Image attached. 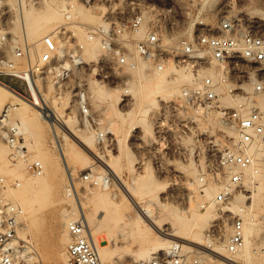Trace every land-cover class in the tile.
<instances>
[{
	"label": "built area",
	"instance_id": "obj_1",
	"mask_svg": "<svg viewBox=\"0 0 264 264\" xmlns=\"http://www.w3.org/2000/svg\"><path fill=\"white\" fill-rule=\"evenodd\" d=\"M170 13V10L152 8L131 18L107 14L98 26H84L87 39L99 42L100 56L97 62L79 63V70L90 72L78 81L71 67L76 65L75 59L82 54L84 44L78 40L75 31L60 34L61 48L53 35L44 36L41 39L43 50L34 58L32 45L11 40L6 22L2 23L0 75L22 81L30 101L43 112L44 103L37 95L39 93L43 98L40 84L49 79L55 81L59 94L70 92L74 95L72 104L80 119L93 125L96 115L89 90L90 79L107 85L123 83L127 79L123 75L125 70L135 68L141 61L149 63L157 73L168 69L183 70L191 80L183 86L177 102L165 103L161 111L162 125H167L158 129L160 150L162 154H168L173 150V140L189 137L188 119L180 120L181 127L173 129L170 116L177 108L216 112L226 126L235 129L237 138L220 151L215 162L208 164L207 173L200 179L202 185H207L209 179L219 185L214 202L223 207L230 203L236 192L248 197L245 172L255 168L251 152L255 148H262L261 170L264 172V34L245 16L227 14L218 17L215 23L197 17L193 32L173 41L179 30H176ZM6 46L11 51L10 56L4 55ZM21 59L26 60V68H20L18 61ZM227 97L231 104L225 103ZM128 104L129 96H123L122 107ZM10 114V107L0 114V140L9 146L11 161L17 162L27 158L28 149L23 143L20 122L12 120ZM29 170L41 175L44 165L35 160L29 164ZM84 179L97 185L89 173ZM7 187L2 179L1 189ZM21 212L18 205L0 206V264H29L20 254L24 244L17 236ZM223 215L228 217L231 228L224 252H217L212 246H199L189 252L176 243L171 247V253L135 264H215L217 261L240 264L237 255L245 245V220L240 214L224 212ZM67 229L71 236L68 264H121L102 261L90 227L82 217L69 221ZM218 233L219 228L214 223L207 235L214 241Z\"/></svg>",
	"mask_w": 264,
	"mask_h": 264
},
{
	"label": "rangeland",
	"instance_id": "obj_2",
	"mask_svg": "<svg viewBox=\"0 0 264 264\" xmlns=\"http://www.w3.org/2000/svg\"><path fill=\"white\" fill-rule=\"evenodd\" d=\"M2 1L4 0H0V26L2 23L6 22L12 40H15L14 36H18L15 37L18 38L15 41L22 43V45L27 43L24 38L22 27L23 9L21 8L20 1L12 0L9 6L4 5V3L2 4ZM45 1L46 0H27L28 6H26L25 9L28 8L29 12L37 14L41 12L43 14L47 13ZM51 1H54V6L58 8L63 0ZM231 1L233 0H76V3L82 6V11L84 13L98 16L102 22L107 14L115 17L131 18L140 11L146 9L160 8L168 11L170 10L175 28L180 31L178 33L179 36L186 34L185 31L188 30V27H192L191 30L193 31V24L191 23H193L197 17L205 20L207 23H215L218 17L227 14L245 16L254 23V26L259 32L264 34V19H262L264 15V0H234V6L230 4ZM103 8H105L106 11H103ZM260 17L262 18L260 19ZM98 25L99 23L86 19L84 16L67 14L63 20L52 25L49 30H51L50 32L53 33L56 38L61 40V30L62 32L76 31L75 33L78 40L84 41L85 43L84 53L86 47L91 48L96 45L99 49V45L98 42L86 41L85 32L82 29L84 26L96 27ZM142 34L143 31L141 32V35ZM46 35L50 34H45L44 36ZM29 44L32 45L31 42H29ZM59 46L60 48L62 47V45ZM3 51L5 52V56L11 55L8 46H6ZM83 53L77 59L78 63L95 62L100 55L98 51L95 58L85 59ZM18 64L22 69L27 66L26 60L23 59L19 60ZM89 72L90 70L81 71L79 68L74 69L77 81L78 79H83L84 75L86 77V74ZM149 74L152 79L155 78L156 72L151 71V66L149 70H147L148 77H150ZM123 75L127 77L126 81L123 83L119 82L117 84L107 85L95 79H90L88 82L90 95L92 97L93 112L96 115V124L89 125H91L96 131V134H98L97 144L103 152V157L101 158H97L90 150L83 148L84 150L82 151L85 153L84 156L86 159L85 165H80V162L77 163L75 161L65 163L55 145L50 126L42 119L43 113L34 110L33 116H31L29 126L32 134H23V143L28 149L27 158L30 159L31 156H34V159L40 160L44 165V173L47 172V159L53 163H58V161L61 163V167L59 166L55 171L56 177L51 184V195L43 213L40 232L37 234L33 229H30L28 233V238L35 245L39 255V259L36 260V263L68 264L67 250L71 238L70 236H66L65 233L68 229L67 225L63 224V220L70 214L72 208L66 198V188L70 186L67 176V166L76 173L75 181L80 186L79 197L81 201L85 202L89 213L96 212L95 210H97L98 215L103 208L101 206L95 207L93 203H91V193L88 190L89 187L96 188L97 185H93L92 182L84 179L85 174L89 173L92 175L90 173L91 169L98 176L109 178V182L105 183L106 189L104 190L107 199L115 195L114 192H111L115 187L141 184L142 180L140 177H145L150 171L155 182V191L160 190L162 197L161 202L171 207H177L179 212L180 210L187 211L186 208L189 206V203L195 200L199 188L206 187L210 184H216L209 179L207 185H202L200 184V179L207 173L206 168L208 164L212 161H216L220 151L232 143V139L236 137V134H229V132L223 128L226 127L224 126L225 124H223L222 127V124L216 123L217 121H221L218 115H216V112L203 113L205 110L197 108H177V111L172 112L170 116L174 122L173 129L177 130L179 126L181 127L180 120L188 119L187 126L189 129V137L185 140H173V150L168 154H162L160 150L161 141L158 138V129L167 124L165 123L162 125L164 119L161 116L163 113L161 111L165 103L177 102L181 90L176 87H164L159 89L146 80L143 81V90L139 85L131 88L129 82L132 78L135 79V75L131 74L127 69ZM144 77L145 76H141L140 78L145 79ZM0 81L4 84H9L10 87L12 85L13 89L28 96L26 86L22 81L2 75H0ZM42 88L46 91L44 92L45 94L50 91L55 96L57 95V97H69V104L65 107V113H67L69 117L75 119V122L72 123L74 126L86 127L85 123L87 122H83L80 119L78 110L74 108L72 104L74 101V95L72 93L65 92L63 95L59 94L56 83L50 79L43 84ZM91 88H101L105 94H114L117 92L125 94L124 96H129V104L128 106L122 107L121 99L116 107L107 101L105 95L100 101L96 100L93 97ZM154 98H157L159 103L152 107L150 101ZM8 104H13L18 108L22 107V104L14 101L13 97L0 93V105L3 106L0 108V114ZM201 113H203V116ZM12 119L21 122V117L14 111L12 113ZM65 129L70 133L67 125H65ZM223 134L225 135L224 137L221 136ZM0 145L7 146V153L0 159V206H4L11 201V199H9L11 198L9 192H13L18 196L19 191L24 188L25 183L21 178V174L24 172L23 167L27 169L26 166L33 160H29L27 163L24 161L11 163V151L9 146L4 140L0 141ZM157 165L159 167H157ZM29 172L34 174L31 171ZM135 174L141 176H135ZM245 175L247 176L246 179L250 181V183H245V185L251 197L252 189L255 188L254 181L257 178H252L250 172L249 174L245 172ZM93 178L96 180L95 176ZM2 179L8 184L7 188L1 189ZM17 182L19 183L18 185L16 184ZM171 187L172 189L175 188L171 190ZM107 190H110V192ZM195 191L197 192L195 193ZM199 194L201 195V192ZM13 202L22 209L19 218L20 224L22 225L23 223L28 225L30 221L29 216H32L34 210L24 209L19 200ZM245 203H247L248 206L254 204L255 210H258V203L253 202L251 198H246L244 202L238 205L243 206ZM207 204H209V202H207ZM98 209H100V211ZM205 210V208H201L202 212H205ZM221 212H233L234 214H238L235 211L229 210V208ZM155 214L160 216V220L164 223L167 222L168 217L162 208L156 207ZM225 219L228 221V217H225ZM227 223H229V221ZM227 223L225 222V224ZM164 227L168 228L169 226L164 225ZM208 230L209 229L206 230V233ZM20 240L23 241L21 238ZM179 243L182 245L181 242ZM123 244L124 242L122 240H116L115 238L111 239V245L115 249H121ZM197 246H208V244L203 243ZM197 246L194 248H198ZM139 248L140 245L135 244L133 245V252H116L115 255L120 258L123 264H135L136 262H133L131 258L136 255V251L139 250ZM55 249L64 251L63 255L57 258ZM163 254H166V251L158 252L157 256Z\"/></svg>",
	"mask_w": 264,
	"mask_h": 264
},
{
	"label": "bare ground",
	"instance_id": "obj_3",
	"mask_svg": "<svg viewBox=\"0 0 264 264\" xmlns=\"http://www.w3.org/2000/svg\"><path fill=\"white\" fill-rule=\"evenodd\" d=\"M19 1L21 8L23 9L22 27L24 31V38L25 41L32 43L34 58H36L37 55L43 50L41 44L42 37L45 34L53 35L49 29H51V26L55 25V23H59L60 20H63L67 14H72L74 16L81 15L86 17V19L95 21L96 23H102L98 16L84 13L82 11V6L76 3V0H63L58 8L54 6V1L46 0L45 8L47 13L44 14L42 12L38 14L29 12L28 8L25 9L26 6H28L27 0ZM11 2L12 0H4L1 3L9 6L11 5ZM230 4L234 6L235 1H231ZM102 10L106 11L105 8ZM261 18L262 17H260V19ZM262 19H264V15ZM191 28L192 27H188V30L185 31L187 35L193 32ZM82 30L84 31V29ZM53 36L58 45L63 44L61 39L56 38L55 35ZM15 37L18 36H14V39L17 40L18 38ZM179 37L180 36L177 32L174 38L177 41ZM86 41L91 42L88 39ZM80 42L85 44L84 41ZM98 51L99 49L96 45L91 48L86 47L85 52L83 53L82 51L83 57L85 59L95 58ZM78 58L79 56L75 59L76 65L71 67L73 72L75 68H79V63H81L77 62ZM149 68V64L144 61L139 62L135 68L128 67L127 70L131 74L135 75V79L132 78V80H130L129 86L133 88L134 86L139 85L143 90V81L146 80L150 82L151 85L159 89L164 87H176L177 89L180 88L179 90H182L183 86L187 85L191 80L189 75L183 72V70L179 69H168L163 73L156 72L155 78L152 79L150 74V77L147 75V70H149ZM151 71H153L152 67ZM141 76H145V79L140 78ZM42 87L43 85L40 84V88L43 90V98L39 93L37 95L44 103V112L39 109L33 101H30L26 94H23L10 87L9 84L7 85L6 83L4 84L0 81V93L7 94L13 97L14 101L20 102L22 104L21 108H18L13 104H8L3 109L5 110L7 107H10L11 118L13 111L21 117V122L19 123L21 133L32 134L29 126L30 119L31 116H33L34 110H38V112L40 111L43 113L42 119L44 122L50 126L55 145L65 163L69 161H75L77 163L80 162V165H85L86 159L84 156L85 153L82 151L84 150L83 148L90 150L97 158L103 157V152L97 144L98 134H96V131L91 127V125H89V123H85L86 127L84 128L81 126H74L72 123L75 122V119L69 117L68 114L65 113V107L67 104H69V97H57V95L55 96L50 91L45 94L44 92L46 91ZM91 91L93 92V97L96 100L100 101V99H102L105 95L107 101L116 107L118 106L119 101L125 95L118 92L114 94H105L101 88H91ZM157 103H159L157 98H154L150 101L152 107ZM225 103L231 104V99L229 97L225 98ZM1 107L3 106L0 105V108ZM203 113L211 112L205 111ZM203 113H201L202 116ZM216 123L220 125L222 124L221 126L223 127L224 123L222 120L220 122L217 121ZM65 125L68 126L70 133L66 131ZM223 128L229 132V134H236L234 139L237 138V132L235 129L229 126ZM234 139H232V141H234ZM251 152L255 158V168L249 169L246 172L247 174L250 172L252 178H257V181H254L255 188L252 189L251 197L250 194L247 197L243 193L236 192L233 196L234 201L233 198L231 199L233 202L231 201L227 206L218 207V205L214 202V199L217 195V192L219 191V185L217 183L216 184L218 186L216 184H210L206 187L198 189L201 192V195L199 194L200 192L198 190V193L195 191V200L189 203V206L186 208L187 211L180 210V212L177 207H171L161 202L162 197L160 190L155 191V182L150 171L147 173V175H145V177L135 174V176H141V184L138 183V185H124L122 187H115L111 190V192H114L115 195L112 198L107 199L106 195L104 194L107 178L98 176L91 169L90 173L93 175V177L95 176L97 181L96 188H88L91 193V203H93L95 207L101 206L103 209L99 215L97 210H95L96 212L89 213L85 202L81 201V198L79 197L80 186L75 181L76 173L67 166V176L70 186H67L66 188V198L68 199V203H70L72 208L70 210V214L63 220V224L67 225V222L82 217L90 227V231L97 243L99 255L102 261H116L123 264V262L118 256L115 255V253L133 252V245L135 244H139L140 248L136 251V255L131 258L133 262L158 257L157 253L161 251H166V254H169L171 253V247L179 242L182 243L183 250L189 252L195 251L194 247L203 243L208 244V246L205 247L212 246L215 251L224 252L231 233V228L229 223H227L228 221L225 219L227 216L223 215L224 213L221 211L229 208V210L235 211L242 215L245 220V245L237 255L238 263L264 264V172L261 170L262 148H255ZM6 153L7 146L0 145V159L3 158ZM29 160L35 161L36 159H34V156H31L30 159L22 158L18 161H24L27 163ZM46 162L47 172H43L41 175L35 173L31 174L29 172V163L28 166H26L29 171L23 167L24 172L21 174V178L23 179L25 186L19 191L18 196H16L13 192H9L11 197L9 199H11V201L7 203L16 205L13 201L19 200L21 201L24 209L34 210L32 216H29L30 221L28 225L22 223V225L20 224V227L18 228L19 239L21 238L24 241V243L21 241L24 246H22L23 248L20 247V254L22 258L29 264L36 263V260L39 259V255L35 245L28 238V233L30 229H33V231L37 234L40 232L43 213L51 195V184L56 177L55 171L61 164L60 161H58V163H53L48 159ZM11 163L13 162L11 161ZM117 177L119 178L118 175ZM248 182L250 183V181L246 179L245 183L247 184ZM172 187L171 190L175 188L174 187L172 189ZM107 191L110 192V190ZM246 198H251L253 202L258 203V210H255L254 204L250 206H248L247 203H245L243 206L238 205L239 203L244 202ZM207 202H209V204H205ZM204 204L206 205V210L205 212H202L201 208L204 207ZM156 207L162 208L165 211L166 216L168 217L167 222L164 223L162 220H160V216L155 214ZM98 210L100 211V209ZM225 222L227 224H225ZM214 223H216L218 226L219 233L217 239L213 241L208 237L206 230L209 229V227ZM164 225H168L169 227L165 228ZM65 234L68 237L70 236L69 231H66ZM112 238H115L116 240H122L124 242L123 247L121 249H115L112 247ZM63 253L64 251L55 249V255L57 258L62 256ZM215 264L222 263L217 261Z\"/></svg>",
	"mask_w": 264,
	"mask_h": 264
},
{
	"label": "crops",
	"instance_id": "obj_4",
	"mask_svg": "<svg viewBox=\"0 0 264 264\" xmlns=\"http://www.w3.org/2000/svg\"><path fill=\"white\" fill-rule=\"evenodd\" d=\"M11 87H12V85H11Z\"/></svg>",
	"mask_w": 264,
	"mask_h": 264
}]
</instances>
